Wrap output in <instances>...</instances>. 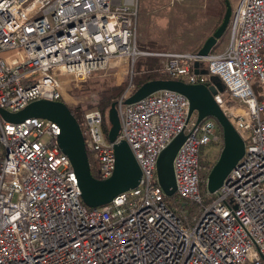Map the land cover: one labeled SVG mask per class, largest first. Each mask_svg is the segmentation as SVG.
I'll return each mask as SVG.
<instances>
[{
  "label": "built area",
  "instance_id": "2783aa9c",
  "mask_svg": "<svg viewBox=\"0 0 264 264\" xmlns=\"http://www.w3.org/2000/svg\"><path fill=\"white\" fill-rule=\"evenodd\" d=\"M137 16L136 0H0V108L66 102L61 74L83 82L130 61L116 141L127 140L142 170L136 187L89 206L58 143L59 123L37 116L10 122L0 113V264H264V94L253 86H264V0H240L231 45L202 59L193 51L140 49ZM144 56L160 58L144 72L187 83H212L216 75L226 87L231 99L215 98L246 150L215 192L203 191L210 169L202 156L223 142L217 119L189 118V99L172 89L125 102L136 90L133 65ZM198 59L206 71H195ZM79 122L97 177L108 178L116 156L102 110L83 111ZM181 131L177 197L169 200L157 161Z\"/></svg>",
  "mask_w": 264,
  "mask_h": 264
},
{
  "label": "water",
  "instance_id": "95a60500",
  "mask_svg": "<svg viewBox=\"0 0 264 264\" xmlns=\"http://www.w3.org/2000/svg\"><path fill=\"white\" fill-rule=\"evenodd\" d=\"M225 3L227 8L221 24L207 37L197 52L201 59L211 54L212 48L228 28L232 7L229 0H225ZM200 64V59L195 61V71L197 73L206 71L200 68ZM211 81L212 83H187L174 78H154L145 81L125 99V102L133 103L155 91L172 89L183 93L189 99V118L195 114L196 121L200 122L205 117H215L222 127L223 147L219 158L208 173L206 183L208 191L215 192L245 154L246 142L215 98V94L224 91L223 82L216 75L211 77ZM0 113L5 120L10 122H21L28 117L37 116L59 123L61 133L58 136V143L72 161L78 177L82 198L89 206L104 205L116 195L139 184L142 170L130 144L125 139L116 141L121 129L117 102H112L108 112V119L111 123L108 137L111 142H114L116 163L112 175L105 179L94 175L79 119L65 101L41 98L30 102L18 111L0 108ZM186 138L185 131H181L161 151L158 157L159 182L169 196L173 195L177 188L174 158Z\"/></svg>",
  "mask_w": 264,
  "mask_h": 264
},
{
  "label": "rangeland",
  "instance_id": "374dc122",
  "mask_svg": "<svg viewBox=\"0 0 264 264\" xmlns=\"http://www.w3.org/2000/svg\"><path fill=\"white\" fill-rule=\"evenodd\" d=\"M229 2L232 7L230 23L211 53H222L233 41L232 18L240 0ZM136 4L139 48L166 53L196 50L214 32L213 28L223 11V0H136ZM159 60V57L156 61L153 57H140L136 66L133 65V74L135 67L136 76L141 79L144 70L155 67V62ZM59 78L63 81L66 103L71 109L79 107L85 111L96 107L93 104L97 100V91L103 86L126 84L128 80L130 83L132 63L122 60L116 66L94 72L83 82H76L70 75L61 74ZM253 86L259 96L264 94L263 85L254 81ZM222 93L227 101L231 99L227 91ZM193 117L196 115L193 114ZM222 147L223 142H214L205 148L202 159L206 172L219 158Z\"/></svg>",
  "mask_w": 264,
  "mask_h": 264
},
{
  "label": "trees",
  "instance_id": "16d2710c",
  "mask_svg": "<svg viewBox=\"0 0 264 264\" xmlns=\"http://www.w3.org/2000/svg\"><path fill=\"white\" fill-rule=\"evenodd\" d=\"M226 8H227V5L225 3V0H223V11H222L223 13L221 12V14L219 16V19H218L216 25L213 28V31H215L217 29V27L221 24V22L223 20V17L225 15V12H226ZM202 45L203 44L201 43L197 47V49L194 50L193 52L197 53ZM144 73L145 74H144L143 77H141V79H138L136 74L133 76V82L135 83V89H137L145 81L150 80V79H154V78H171V76H169V75H160V74H158L156 72H151V71H147V72H144ZM128 86H129V80L126 82V84L106 85V86H103V88H101V89H99L97 91V100H96V102L93 105L96 106V107H99L102 110L103 114H104V126H105L106 133H108L109 128L111 126V123H110V121L108 119V112H109V109H110V107L112 105V102L115 101V102L118 103V99L124 93V91L126 90V88ZM224 91H227L226 87H225ZM72 111L80 119L81 114H82L83 111L79 107L78 108H72ZM88 153H89L90 161L92 163V171H93L94 175L97 176L95 160L93 159V156H92V154L89 151H88ZM202 188H203V191H206L207 187H206L205 183L203 184ZM176 197H177L176 195H172L171 197H168V199L169 200L170 199L171 200H176Z\"/></svg>",
  "mask_w": 264,
  "mask_h": 264
}]
</instances>
